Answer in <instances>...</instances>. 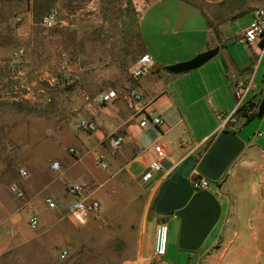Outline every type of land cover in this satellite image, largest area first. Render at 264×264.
I'll return each mask as SVG.
<instances>
[{
  "label": "crops",
  "instance_id": "obj_1",
  "mask_svg": "<svg viewBox=\"0 0 264 264\" xmlns=\"http://www.w3.org/2000/svg\"><path fill=\"white\" fill-rule=\"evenodd\" d=\"M256 8L264 9V0L146 3L138 23V36L142 54L152 57L153 66L137 80L130 77L118 89L115 101L101 106L85 105L76 122L88 119L96 125L94 131L80 130L76 122L30 129L28 141L21 148L25 156L17 162V167L27 173L19 179L23 191L21 205L0 201V252L25 240L30 232L27 215L33 210L39 215L42 231L58 228L62 243L72 240L78 232L92 236L106 232L107 242H114L116 234L124 231L127 241L129 233L132 252L118 264H264V147L256 140L245 144L244 158L229 176L218 181L220 192L208 189L220 205L230 201V206L220 213V224L198 249L189 253L177 251L181 250L180 219L174 213L156 212L157 217L145 219L146 213L154 211L152 199L160 185L183 162L189 158L198 162L222 130L236 134L257 116L247 120L243 108L250 107L252 114H258L264 99V44L261 39L249 45L239 42ZM33 13L31 4L23 21L26 29L39 24ZM22 35H42V41L45 39L44 34L37 32ZM0 36L3 75L15 62L20 33L11 31ZM208 50L215 53L196 68L178 73L168 69L169 65L188 61ZM259 71L263 72L261 80ZM239 83L248 85L241 103L235 94ZM127 90L138 93L139 100L128 98ZM155 115L163 118L161 125L150 121L140 124L144 118ZM111 133L123 136L116 149L106 139ZM155 143L166 146L167 156L164 168L154 171L150 182H146L141 175L154 159ZM51 149L53 155L47 157ZM98 157L105 161V168L97 163ZM53 161L59 162L58 169L51 167ZM249 171L258 174V184L244 174ZM196 176L197 170H193L189 179ZM68 182L84 185L85 193L100 204L99 213L80 229L65 225H75L76 199L65 189ZM243 187L248 191L241 192ZM230 196L238 200L236 205L231 203ZM46 198L54 201L53 208L48 207ZM125 211L134 217L125 220ZM160 223L168 226V242L165 253L156 255L155 230Z\"/></svg>",
  "mask_w": 264,
  "mask_h": 264
},
{
  "label": "rangeland",
  "instance_id": "obj_2",
  "mask_svg": "<svg viewBox=\"0 0 264 264\" xmlns=\"http://www.w3.org/2000/svg\"><path fill=\"white\" fill-rule=\"evenodd\" d=\"M149 1L0 0V34L20 33L12 68L7 67L9 69L3 75L0 73V201L21 205L23 198L17 199L10 186L19 187L22 176L17 162L25 156L21 148L28 141L32 127L73 125L85 105H99L94 100L99 92L107 88L119 89L130 80L131 67L142 55L138 23L142 9ZM31 4L33 19L39 24L28 25L26 29L23 21ZM51 10L57 12V23L47 29L42 19ZM27 31L44 34V41L42 35L24 37L22 33ZM262 73L259 71V80ZM236 136L245 144L256 140V144L264 147V113L245 123L236 131ZM54 137L58 138V135ZM60 143L63 146V142ZM54 150L51 149L47 157L52 156ZM243 158L242 150L219 180L229 176ZM244 174L258 184V174L252 171ZM219 180L212 182L210 187L216 193L220 192L217 190ZM230 200L233 205L237 204L235 197L230 196ZM229 203L220 205L221 214L225 213ZM125 212V220L134 217L128 214L129 211ZM147 215L144 218L148 221L157 217L154 211ZM220 222L221 217L205 243ZM65 225L71 229L81 227L68 222ZM29 231L17 247L0 252V264H118L132 252L128 232L127 241L124 239L125 231L116 234L114 242H107L106 232L100 236L78 232L76 237L64 243L59 239L58 228L47 232L39 225L36 230L29 228Z\"/></svg>",
  "mask_w": 264,
  "mask_h": 264
},
{
  "label": "water",
  "instance_id": "obj_3",
  "mask_svg": "<svg viewBox=\"0 0 264 264\" xmlns=\"http://www.w3.org/2000/svg\"><path fill=\"white\" fill-rule=\"evenodd\" d=\"M215 50L197 54L188 61L168 66L178 73L196 68L208 60ZM264 111V99L258 107V117ZM245 146L235 131L224 129L201 159H187L174 173L162 182L152 199L157 213H174L180 219L178 248L194 251L199 248L220 217L221 206L218 200L206 189L193 192L189 175L193 170L208 178L211 182L219 180L227 166L237 157Z\"/></svg>",
  "mask_w": 264,
  "mask_h": 264
},
{
  "label": "built area",
  "instance_id": "obj_4",
  "mask_svg": "<svg viewBox=\"0 0 264 264\" xmlns=\"http://www.w3.org/2000/svg\"><path fill=\"white\" fill-rule=\"evenodd\" d=\"M253 20L250 24L245 28L243 35L239 38V42L242 44H252L257 39H261L264 44V9L256 8L252 11ZM57 23V12L55 10H51L43 16L42 24L45 28L49 29L54 27ZM153 66L152 57L148 53H143L138 57V59L133 63L130 70V77L133 80L139 79L142 75H144L147 71L151 69ZM248 89V85L238 84L235 90V94L238 99L241 100ZM127 97L132 99V101L139 100V94L133 90H127ZM119 97V91L115 88H107L99 92L94 100L99 105H106L115 101ZM246 114H250L252 112L250 107L244 108ZM147 121H150L154 125H161L163 123V118L160 115L151 116L150 118H144L140 124L144 125ZM76 127L83 131H94L96 129V125L88 120V119H79L76 123ZM109 146L112 149L118 148L123 141V136L118 133H111L106 136ZM70 152L73 151L72 148L69 149ZM154 159L149 164L147 169L141 175V179L146 182H150L152 177V173L154 171H159L164 168V162L166 160L167 151L166 146L163 143H155L153 146ZM97 163L105 168L106 163L101 158L98 157ZM60 166L58 161H53L51 167L53 169H58ZM19 173L21 176H25L27 173L25 170L20 169ZM191 186L193 188V192L206 189L208 190L211 187L212 182L198 174L196 177L190 180ZM67 193L73 196L76 199V203L73 209V220L74 223L78 226H82L87 223L88 219L92 215H97L100 211L99 202L93 198L88 196L85 193L84 185L80 183H72L68 182L65 187ZM10 190L12 194L17 199L23 198V191L15 184L10 186ZM48 207L53 208L55 206L54 201L50 198L45 199ZM40 225L39 215L32 211L29 213L28 217V226L32 230H36ZM168 242V226L166 223H160L157 225L155 230V242H154V253L156 255H163L166 251ZM66 252L64 251V254Z\"/></svg>",
  "mask_w": 264,
  "mask_h": 264
},
{
  "label": "trees",
  "instance_id": "obj_5",
  "mask_svg": "<svg viewBox=\"0 0 264 264\" xmlns=\"http://www.w3.org/2000/svg\"><path fill=\"white\" fill-rule=\"evenodd\" d=\"M243 115H244V116H247V120H250V119L253 118L255 115H257V113H255V114L250 113V114L248 115V114H246V111H245V109L243 108Z\"/></svg>",
  "mask_w": 264,
  "mask_h": 264
}]
</instances>
